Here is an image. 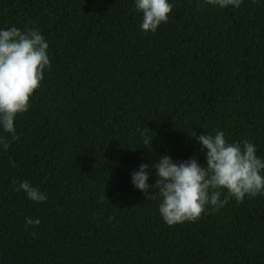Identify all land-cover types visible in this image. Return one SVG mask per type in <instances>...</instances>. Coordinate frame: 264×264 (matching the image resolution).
Listing matches in <instances>:
<instances>
[{"label":"trees","instance_id":"trees-1","mask_svg":"<svg viewBox=\"0 0 264 264\" xmlns=\"http://www.w3.org/2000/svg\"><path fill=\"white\" fill-rule=\"evenodd\" d=\"M168 2L145 33L135 0H0V30H39L50 60L0 146V264H264V194L169 226L132 183L148 164L154 186L163 156L206 167L193 133L264 159V0Z\"/></svg>","mask_w":264,"mask_h":264},{"label":"clouds","instance_id":"clouds-1","mask_svg":"<svg viewBox=\"0 0 264 264\" xmlns=\"http://www.w3.org/2000/svg\"><path fill=\"white\" fill-rule=\"evenodd\" d=\"M206 2L221 8H239L242 0ZM135 8L143 14L140 28L145 33H154L161 24L167 23L173 11L168 0H135ZM48 48L49 44L39 30L22 31L15 26L0 30V129L8 134L0 135V146L4 150L19 139L15 118L29 110L30 99L40 88L45 69L50 68ZM191 137L206 150V167L195 158L174 163L171 157L163 156L152 165L157 176L154 186L148 183V164H141L139 171L132 174L133 185L145 194L146 199H161L159 212L166 224L194 222L209 208L212 212L219 211L230 198L239 203L246 196L254 198L264 194V159L256 155L253 143L247 139L228 143L222 130L199 137L193 133ZM152 139L145 137L144 144H149ZM10 163L16 166L14 161ZM12 183L15 185L16 181ZM150 188L154 189L152 194H149ZM21 190L33 202L47 199L46 193L28 181L15 188L17 192ZM225 191L227 195L221 199ZM39 224V219L25 220L26 229Z\"/></svg>","mask_w":264,"mask_h":264}]
</instances>
